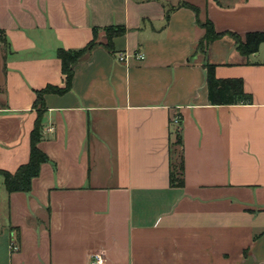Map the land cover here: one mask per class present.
Masks as SVG:
<instances>
[{"label": "crops", "instance_id": "obj_1", "mask_svg": "<svg viewBox=\"0 0 264 264\" xmlns=\"http://www.w3.org/2000/svg\"><path fill=\"white\" fill-rule=\"evenodd\" d=\"M181 3L217 33L264 31V0H0L8 173L29 158L34 91L64 87L57 49L126 29L114 55L96 47L68 93L44 97L38 147L50 163L31 191L8 194L0 177V264H264V43L242 56L223 37L202 55L204 30ZM130 53L144 60L118 61ZM205 63L242 80L252 103L210 105ZM176 116L182 188L169 186Z\"/></svg>", "mask_w": 264, "mask_h": 264}, {"label": "trees", "instance_id": "obj_2", "mask_svg": "<svg viewBox=\"0 0 264 264\" xmlns=\"http://www.w3.org/2000/svg\"><path fill=\"white\" fill-rule=\"evenodd\" d=\"M179 8H187L196 14V24L204 30V35L198 42L196 51L202 55H206L208 46L214 41L222 39L224 35H229L228 32L217 33L214 31L212 23L206 19L201 22L199 17V9L187 4L181 3ZM174 8H170L165 13V21L167 22L170 12ZM99 31L104 33V42L98 41ZM126 34V29L122 26H111L103 29L93 28L92 39L81 49L65 50L59 48L56 51V58L60 61L61 73L64 76V87L58 88L54 86H46L41 90H35V100L33 102V109L36 112V120L34 127L29 135V158L26 164L21 165L14 173L0 171V177L3 180V187L8 194L12 193H29L32 187V180L37 178L40 174L41 166L45 163H50L48 156L40 150L38 144L42 140L43 127L42 117L45 112L44 97L49 94L62 96L71 90L72 80L74 77V68L80 61L93 49L98 46L103 47L111 55L115 54L113 41L115 38L122 37ZM234 37V45L236 51L242 56H249L256 53L258 46L264 43V31L248 33L245 41L241 42L236 36ZM0 40H2L0 36ZM207 81V97L210 105H238L251 104L252 98L250 95L244 93L243 82L240 79H226L220 80L215 77V66L211 64H204ZM180 123L173 132L174 141L170 144V163H169V186L172 188H182L184 186L183 177V150L182 137L180 133ZM174 145L178 146L179 153L175 156Z\"/></svg>", "mask_w": 264, "mask_h": 264}, {"label": "built area", "instance_id": "obj_3", "mask_svg": "<svg viewBox=\"0 0 264 264\" xmlns=\"http://www.w3.org/2000/svg\"><path fill=\"white\" fill-rule=\"evenodd\" d=\"M129 58H132L136 61H143L144 60V56L142 54L139 53H133V54H123V55H119L118 56V61L122 62V63H126ZM172 123L175 126H178L180 123V119L178 116L174 117L172 120ZM12 249L16 250L15 247H12ZM89 264H105V260L104 258L100 255V254H94L91 259H90V263Z\"/></svg>", "mask_w": 264, "mask_h": 264}, {"label": "rangeland", "instance_id": "obj_4", "mask_svg": "<svg viewBox=\"0 0 264 264\" xmlns=\"http://www.w3.org/2000/svg\"><path fill=\"white\" fill-rule=\"evenodd\" d=\"M229 33V35H224L223 37H229L232 41H233V43H235V41H234V37L233 36H236V37H238L239 39H240V41L241 42H244L245 41V37H241V36H239L238 34H236V33H232V32H228ZM222 37V38H223ZM235 46V45H234ZM131 54V53H130ZM0 79H2V75L0 74ZM173 129H175V127L173 126ZM174 149V153H175V156H178V153H179V148H178V146L176 145H174V147H173Z\"/></svg>", "mask_w": 264, "mask_h": 264}]
</instances>
